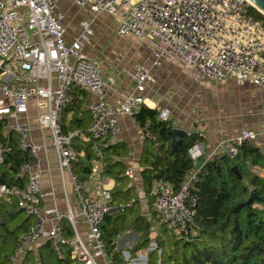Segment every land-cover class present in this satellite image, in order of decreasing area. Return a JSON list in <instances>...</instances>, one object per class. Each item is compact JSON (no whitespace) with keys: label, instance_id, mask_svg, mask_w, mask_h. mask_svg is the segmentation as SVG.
Wrapping results in <instances>:
<instances>
[{"label":"built area","instance_id":"obj_1","mask_svg":"<svg viewBox=\"0 0 264 264\" xmlns=\"http://www.w3.org/2000/svg\"><path fill=\"white\" fill-rule=\"evenodd\" d=\"M62 1H70L93 20L108 14L117 21L119 37L148 43L151 60L121 68L134 83L127 96L115 103L107 101L108 82L100 63L84 52L95 33L93 23L80 20V32L74 33L60 8ZM250 5V0H0V165L14 139L28 155L19 167V176L24 173L27 177L26 186L0 182V199H15L34 218L5 264H21L40 241L49 242L58 255L63 248L71 249L73 264H101L106 253L100 225L111 209L107 204L111 192L101 189L103 201L82 195L73 169V161L78 159L73 149L76 139L114 140L120 132L119 118L133 116L146 104L145 92L165 59H181L195 81L233 78L239 84L264 87V27L251 14ZM68 34H72L69 40ZM75 87L98 97L90 107L92 124L84 132L63 127L65 107L72 102ZM32 104L37 108L36 123L49 131L50 143L32 139ZM159 116L169 120V109H162ZM261 136L264 138V130L243 129L221 142L212 155L223 152L232 157L237 144ZM50 149L56 150L61 171L71 177L80 203L76 212L43 206L55 194L54 188L44 189L41 179L43 154ZM194 149H190L191 155ZM128 174L133 176V170ZM196 174L188 175L177 189L166 181H156L151 194L159 224L183 233L195 232L198 197L191 187ZM64 219L70 222L73 236L66 235ZM80 220L88 227L86 240L77 230ZM155 248L152 242L147 250ZM124 257L126 264H146L148 256L139 252L132 257L125 251Z\"/></svg>","mask_w":264,"mask_h":264},{"label":"trees","instance_id":"obj_2","mask_svg":"<svg viewBox=\"0 0 264 264\" xmlns=\"http://www.w3.org/2000/svg\"><path fill=\"white\" fill-rule=\"evenodd\" d=\"M249 10L264 27V14L252 5ZM133 116L147 135L142 155L144 168L141 171L146 193H150L156 180L166 181L177 189L188 174L193 173L195 163L190 149L203 139L202 136L196 134L194 139L186 137L179 151L173 152L169 136L173 128L171 121L162 120L158 110L146 104ZM63 127L66 131L84 132L89 126L84 123V117L76 115L71 124H63ZM79 139L73 145V149L77 146L74 151L78 157L73 161V169L81 184L82 195L100 199L88 196L84 190L85 182L97 161L103 164V173L112 176L117 182L112 192L110 190L111 198L107 203L111 209L100 225L105 253L112 264L127 263L124 252L116 248V242L128 223L141 229V240L129 251L130 256L135 257L139 250H146L152 242L156 243V248L149 251L146 264H264V176L253 170L254 167L264 169V151L254 141L237 144V153L228 160L216 155L197 171L191 187L192 194L198 197L194 216L195 232L183 233L168 226L160 229L165 224L156 221L159 233L151 237L149 231L152 225L144 223L142 217L137 215L131 222L127 221L136 202L130 201L135 191L122 161L128 154L126 145L112 142L108 137L83 140L76 145ZM10 146L0 165V182L24 187V179L18 176V172L28 155L18 148L15 139ZM233 166L237 167L240 178L232 171ZM252 190L256 194L248 202ZM153 215L156 217V210ZM33 219L15 199H0V264L7 262L9 254ZM65 227L66 235L73 236L72 227L69 224H65ZM163 231L173 235L167 239ZM22 264H73L71 249L63 248L58 255L46 242L39 256L29 252Z\"/></svg>","mask_w":264,"mask_h":264},{"label":"crops","instance_id":"obj_3","mask_svg":"<svg viewBox=\"0 0 264 264\" xmlns=\"http://www.w3.org/2000/svg\"><path fill=\"white\" fill-rule=\"evenodd\" d=\"M64 6L69 7L68 11L63 10ZM60 8L65 12L68 22L75 28L73 32L76 34L81 19L88 20L90 18L92 23L97 21L96 31L109 34L108 36L114 34L115 23L117 27V21L114 17L105 14V16L111 18L109 22L107 19L99 21L100 19L96 18L93 20L85 11L77 8L70 1H62ZM71 35L68 34V40L72 37ZM92 38L85 44L84 52L88 57L100 63L103 76L108 82L107 101L115 103L131 93L134 88V83L121 72V67L134 68L144 60H151L149 48L146 51L142 50L141 55H138V57L132 56L134 52L138 54L139 51L137 47L133 52L127 51L128 47L125 49L126 44L130 45V41L133 40L128 37L129 39L124 43V47H120L117 52L101 53L100 49L89 46L93 40ZM120 52L127 56L117 55ZM72 96V102L64 112V126L71 124L76 115L79 118L84 117V123L90 126L93 121L90 107L98 97L94 93L78 87L73 89ZM145 96L146 106L158 110L159 115L162 109H169V121L172 122L173 128H183L202 136L203 139L194 146L195 149L193 155H191L195 163L193 173L217 155H212V153L219 147L221 142L231 139L243 129L264 130V87L250 83L239 84L233 78L222 81L210 79L195 81L181 59H165L163 61L162 66L155 71L154 80L149 84ZM36 113L37 108L32 104L29 108L30 123L33 129L32 139L39 143H50L49 131L39 128L36 123ZM118 124L120 127L118 136L114 140L110 139L112 142H122L126 145L128 154L122 158V161L127 168V173L130 169L134 173L130 177V182L134 186L135 195L130 201L136 202V207L127 216V221L131 222L134 217L139 215L144 219V223L149 222L152 225L149 235L153 237L159 233L158 222L156 223V218L153 215L155 206L151 194L157 180L153 183L150 193L147 194L141 176V171L144 168L142 155L147 135L145 130L140 128L134 116H121ZM83 140L87 141L80 138L76 145ZM254 142L264 151L263 136ZM76 147H74V150ZM219 152L218 154H220ZM224 154L222 152V155ZM253 170L264 176V169L254 167ZM21 177L24 179V185H26V175L23 173ZM41 179L44 189L54 188L55 190L54 196L44 201L43 206L45 208H57L63 212H67L69 208L74 212L78 211L80 203L77 193L69 173L61 171L55 149H50L43 154ZM115 186H117L116 180L112 176L104 174L103 164L97 161L94 164L92 174L85 182L84 190L88 196L97 197L100 199L95 200L103 201L99 195L101 189L108 188L112 192ZM65 224L70 226L71 224L66 219L62 220L66 232ZM129 225L130 223L125 224L128 227L119 234L116 242V248L123 252H129L141 240L139 231L141 229ZM77 230L86 240L88 227L85 221L80 220L77 223ZM72 233L74 234L73 229ZM45 243L40 241L35 250L32 251L36 257L39 256V252ZM139 252L149 255L147 249L139 250L137 253ZM100 263L112 264L110 259L107 258V254L105 259L101 258Z\"/></svg>","mask_w":264,"mask_h":264},{"label":"rangeland","instance_id":"obj_4","mask_svg":"<svg viewBox=\"0 0 264 264\" xmlns=\"http://www.w3.org/2000/svg\"><path fill=\"white\" fill-rule=\"evenodd\" d=\"M68 9H69V7H65V6L63 8L64 11H68ZM97 18L100 19V20L98 19L99 21H103V20L107 19L108 22H109L111 20V18L105 16V14L104 15H100ZM88 20H90V18H88ZM96 22L97 21H93V27L95 29V33H94V36L92 38L93 40L89 44L90 47H92L94 49H100V52L101 53H104V52L105 53H108V52H117L120 47H124V43L128 41V39H129L128 37L129 36H124V37H119L117 35L115 36L116 23L114 24L115 27L113 29L114 30V34L113 35L110 34V36H108L109 34H106L104 32H97L96 31V25H97ZM78 32H80L79 28H78ZM112 33H113V31H112ZM131 38L133 40L130 41V45H127L126 44L125 49H126V47H128L127 51L133 52L134 49H136V47H137V50L139 51V53L137 54L136 52H134L132 54V56L138 57V55H141L142 50H145V51L147 50L148 43L145 40H141V39L139 40L136 37H131ZM118 45H120V46H118ZM117 55H121V56H125V57L127 56L126 54H121V52L120 53H117ZM166 226H168L171 229V227L169 225H167V224H165V226H161L160 229H164ZM163 235H164V237L167 236V239H168L169 236H172L173 234L171 232H168V231H163Z\"/></svg>","mask_w":264,"mask_h":264},{"label":"water","instance_id":"obj_5","mask_svg":"<svg viewBox=\"0 0 264 264\" xmlns=\"http://www.w3.org/2000/svg\"><path fill=\"white\" fill-rule=\"evenodd\" d=\"M252 3L251 5L253 7H255L258 11H260L262 14H264V0H250ZM169 136H170V145L172 147V151L173 152H178L179 151V147L180 145L184 142V139L186 137H190L192 139L195 138L196 136V132H189L186 129L183 128H179V127H174L169 131ZM221 158L223 160H228L229 159V155L228 154H224L221 156ZM232 171L236 173V175L240 178L241 175L237 169L236 166L232 167ZM256 191L252 190L251 192V196L248 200V202L252 201V198L255 196Z\"/></svg>","mask_w":264,"mask_h":264},{"label":"bare ground","instance_id":"obj_6","mask_svg":"<svg viewBox=\"0 0 264 264\" xmlns=\"http://www.w3.org/2000/svg\"><path fill=\"white\" fill-rule=\"evenodd\" d=\"M251 2V1H250ZM252 3V2H251Z\"/></svg>","mask_w":264,"mask_h":264}]
</instances>
